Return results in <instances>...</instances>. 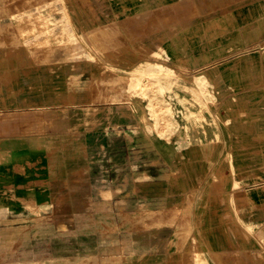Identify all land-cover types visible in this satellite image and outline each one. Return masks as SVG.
<instances>
[{"label": "crops", "instance_id": "crops-1", "mask_svg": "<svg viewBox=\"0 0 264 264\" xmlns=\"http://www.w3.org/2000/svg\"><path fill=\"white\" fill-rule=\"evenodd\" d=\"M10 1L0 41L54 28L53 0L27 15L31 0ZM60 4L57 40L115 33L112 59H70L45 37L0 46V264H264V0ZM160 50L201 99L178 113L206 120L151 137L140 108L108 104L120 75L106 67Z\"/></svg>", "mask_w": 264, "mask_h": 264}, {"label": "rangeland", "instance_id": "rangeland-1", "mask_svg": "<svg viewBox=\"0 0 264 264\" xmlns=\"http://www.w3.org/2000/svg\"><path fill=\"white\" fill-rule=\"evenodd\" d=\"M29 4H25L32 6L29 8V11H24V15L30 14L34 9V4H36V0L29 1ZM61 0H53L52 3L44 6L45 10V20L50 21L47 26L54 27L49 28L46 27L43 31H33L29 34L20 35L18 38L13 39L9 43H4L0 41V46L4 45H16L21 43L23 39L30 36L32 40H36L37 38L45 37L42 44L46 46L45 48L50 49L53 46H60V52L63 53L64 57L70 59H90L92 61H98V59H102L105 57H109L112 59L111 55H107L111 52V47L115 44H110V42H115L116 34H101L100 32H82L75 31L74 29H70L67 31V34H61V40H57L59 37L58 32L59 27L57 21L59 19H55L53 17V13L56 14H67V10L61 6ZM9 4H15L14 1H10L5 4L4 0L0 2V6L4 7L5 5L10 6ZM54 6V10L50 9L51 6ZM5 8H1L0 14L2 12H6ZM14 10V9H13ZM1 22H5V19H1ZM65 21H61L60 25H62ZM4 23L1 24L3 26ZM70 24H68L69 26ZM70 27V26H69ZM68 28V27H67ZM53 38V40H52ZM55 39V41H54ZM40 45H33L32 47H38ZM34 47V48H35ZM42 48V47H41ZM51 50V49H50ZM35 51V50H31ZM58 51V52H59ZM44 52V51H43ZM49 52V51H48ZM45 54V53H44ZM107 55V56H106ZM146 60L153 61L152 63H145L140 67L130 70V71H120L116 69L114 66H107L109 75H120L117 81L114 82L115 87H117V94L119 98H111L109 97L108 104H111L112 100H116L119 103H130L132 106H136L142 110L141 121H143L146 132L151 137H164L165 132L171 128L176 127V123L178 121H185L189 123H199L201 121L206 120L204 118L203 113L196 115L194 113L188 114L178 113V110H181L180 107H199L201 106L199 97L191 96L196 95L193 94L192 85V77L186 75V71H183L178 68H166L163 65L166 64L167 58L164 55L163 51H157L156 53L147 54L145 56ZM41 58L49 59L48 54L41 55ZM42 61V60H40ZM148 61V62H149ZM156 63L163 64L162 66L157 65ZM197 82V81H196ZM198 87L202 90L204 87L201 83H198ZM207 91V87L204 88ZM188 93L192 99H186L181 95ZM103 99L102 101H107ZM98 101H101L99 99ZM115 101V102H116ZM168 104L166 105V103ZM104 104V103H102ZM173 105V106H172ZM172 106V108H171ZM95 107V106H94ZM196 109V108H194ZM89 119L91 125L96 123V120L101 117L99 109H87ZM17 117H14V119ZM18 120V119H17ZM15 121V120H14ZM173 122V123H172ZM194 124V125H196ZM175 131V130H174ZM190 212V211H189ZM188 212V213H189ZM112 241V238H110ZM63 264H82L80 262H63Z\"/></svg>", "mask_w": 264, "mask_h": 264}, {"label": "bare ground", "instance_id": "bare-ground-1", "mask_svg": "<svg viewBox=\"0 0 264 264\" xmlns=\"http://www.w3.org/2000/svg\"><path fill=\"white\" fill-rule=\"evenodd\" d=\"M94 85V84H93ZM102 86V85H101ZM158 215V214H157ZM131 221V220H130ZM157 222V221H156Z\"/></svg>", "mask_w": 264, "mask_h": 264}]
</instances>
